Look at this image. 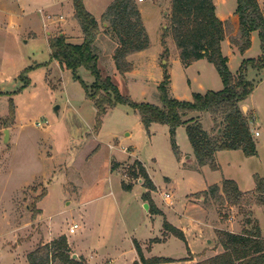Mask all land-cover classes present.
I'll return each instance as SVG.
<instances>
[{
	"label": "rangeland",
	"instance_id": "rangeland-1",
	"mask_svg": "<svg viewBox=\"0 0 264 264\" xmlns=\"http://www.w3.org/2000/svg\"><path fill=\"white\" fill-rule=\"evenodd\" d=\"M56 1L0 0V264H29L32 251L62 235L73 254L98 248L101 255L92 259L94 264H105L114 254L119 259L112 264L131 258L136 254V238L151 245L171 236L157 243L151 254L178 258L189 255L188 242L192 243L196 264L224 251V231L243 233L258 225L264 237V207L255 204V196L249 194L236 204L222 191L217 195L203 192L215 183L223 185L226 179H234L241 190L249 191L256 187L255 175L264 176V71H249L248 78L257 86L247 99L249 108L242 104L256 144L255 155L242 149L219 150L214 169L199 162L185 126H180L176 135L184 155H177L170 126L156 123L147 130L140 113L127 103L109 109L97 131L95 102L72 71L63 70L51 56L50 37L65 32L73 42L84 38L74 0ZM112 1L84 2L101 20L97 52L102 76L111 77L123 95L136 102L162 105L159 85L166 70L171 77L170 95L180 100H193L196 92L224 88L215 64L207 58L184 64L168 31L171 11L158 23L147 11L151 0H137L146 12L151 47L132 62L129 55L134 68L121 73L113 56L119 41L102 22ZM152 1L172 9L169 0ZM234 5L236 8V0ZM218 11L221 15L231 12V3L219 4ZM237 34L230 25L229 38ZM255 35L247 55L234 51L227 41L223 53L230 58L232 72H237L241 61L262 54L259 32ZM79 74L87 85L94 83L90 70L81 67ZM12 100L15 115L10 113ZM191 116L200 118L210 135H219L218 129H224L222 113L193 112ZM7 129L9 139L5 141ZM136 156L151 173L158 187L155 200L165 214L151 215L142 203L147 190L143 178L130 175L139 160ZM123 182L137 187L129 193ZM165 193L171 194L169 201ZM166 220L183 228L189 241L167 233ZM74 224L79 228L71 234ZM55 264L61 263L57 259Z\"/></svg>",
	"mask_w": 264,
	"mask_h": 264
},
{
	"label": "trees",
	"instance_id": "trees-1",
	"mask_svg": "<svg viewBox=\"0 0 264 264\" xmlns=\"http://www.w3.org/2000/svg\"><path fill=\"white\" fill-rule=\"evenodd\" d=\"M237 2L235 15L239 17L238 34L229 38L231 21L223 20L218 16L214 0H172L168 31H171L177 42L184 64L189 66L199 59L207 58L215 64L224 83V88L219 91L194 93L193 100H180L170 95L171 77L168 70L165 71L164 80L159 85L162 105L133 101L121 93L111 77L104 78L99 68L100 56L97 52L101 22L87 9L84 0H74L75 16L84 33L83 41L72 43L68 41L66 34L60 32L49 38L51 56L64 69L72 71L74 78L80 80L85 87L87 97L95 102L98 110L97 131L102 128L103 118L109 109L119 103H127L140 113L147 130L153 123L170 126L172 144L177 155L181 154L176 140L177 129L180 126H186L199 162L209 163L216 169L218 165L215 162V155L219 150L242 149L247 155L257 154L256 144L242 104L257 86L254 80L248 78L249 69L264 71V11L259 0H237ZM102 22L109 23V27L119 41L114 54L118 70L124 74L131 71L134 65L128 60V56L151 47L150 35L137 0H113L102 15ZM105 29L108 30V28ZM254 31L259 32L262 54L257 58L243 60L237 73L232 72L228 64L229 58L223 53L222 42L228 37L241 52H244L252 45L251 37ZM81 67L90 70L94 75L95 81L91 86L81 78L79 74ZM15 106L12 100L10 103L12 115H15ZM207 111L224 115L221 122L225 125L224 129H218L219 135H210L200 118L189 117L193 112ZM130 175L137 179L143 178V186L147 190L142 197L149 204L150 213L163 214L152 198V190H155L156 186L141 161H135L130 169ZM255 180L256 187L249 191L241 190L234 179H226L223 185L215 183L203 192L217 195L222 191L233 197L236 204L242 203L245 196L252 194L255 196V204L264 207V176L256 174ZM123 188L132 190L133 186L123 182ZM164 226L167 233L175 234L186 241L182 229L167 220ZM221 243L224 247L222 253L196 264H264V237L258 225L253 230L246 229L243 233L224 231ZM135 246L141 261H136L134 264L172 261L164 257L146 259L137 240H135ZM57 259L61 264H88L81 256L73 257L65 235L49 243L41 244L28 256L29 264H55Z\"/></svg>",
	"mask_w": 264,
	"mask_h": 264
},
{
	"label": "crops",
	"instance_id": "crops-1",
	"mask_svg": "<svg viewBox=\"0 0 264 264\" xmlns=\"http://www.w3.org/2000/svg\"><path fill=\"white\" fill-rule=\"evenodd\" d=\"M85 1V0H84ZM143 1H145V0H139V2H143ZM226 2L227 4H229V3H231V12H229V13H227V14H225V15H221L220 14V12L218 11V9H219V4H223V2ZM237 1V0H236ZM57 2V4H59L60 3V0H58V1H56ZM138 2V5H139V8H140V11H141V15H142V18H143V21H144V24H145V26H146V29H147V31H149V27H148V25H147V22H146V15H145V9L144 8H142L141 6H140V3ZM151 2H152V4H151V6L149 7L150 9H147V11H149V13H151V14H153V15H155L156 16V19H157V22L158 23H160V24H162L163 22V19H164V17H165V15L167 14V12L168 11H171V9H163V8H161V6H160V4L159 3H157V2H155V1H152L151 0ZM214 2H215V4H217L216 6H217V12H218V16L221 18V19H223V20H230L231 21V26L235 29V32H237L238 31V28H239V17L237 16V15H235V11H236V9H237V6H236V8H235V5H234V2H235V0H214ZM169 3H170V5H171V3H172V0H169ZM259 3H260V6H261V8L263 9V11H264V0H259ZM111 4V3H110ZM109 4V5H110ZM108 5V6H109ZM237 5H238V2H237ZM107 6V7H108ZM107 9V8H106ZM75 10V9H74ZM153 10V11H152ZM106 11V10H105ZM104 13V12H103ZM103 15V14H102ZM97 18V17H96ZM98 19V18H97ZM99 20V19H98ZM15 20H12V25H14L15 24V22H14ZM99 21H101V20H99ZM109 23H104V26H105V28L107 27V26H109L108 25ZM45 26L47 27L48 25H47V23L45 22ZM102 29V28H101ZM150 32V31H149ZM148 32V33H149ZM258 31H254L253 33H252V43H254V40H255V34L257 33ZM62 34L64 33V34H66L65 32H61ZM66 36H67V38H68V41H70V42H72V43H81V42H73L72 40H70V38L68 37V35L66 34ZM100 36H101V34L99 35V37H98V40H97V42H99V40H100ZM83 37V36H82ZM84 39V38H83ZM227 41L229 42V44L231 45V47L234 49V51H236V52H240L242 55H247V53L250 51V49L251 48H249V49H247V50H245L244 52H241L240 50H239V48L235 45V44H233L232 42H231V40L227 37L223 42H222V49H224V52H225V45L227 44ZM252 46V45H251ZM148 49H150V47L148 48ZM145 50H147V49H145ZM145 50H142V51H139V52H136V53H134V54H132L130 57H129V60L132 62V58H134L135 56H137V55H139V54H141L143 51H145ZM226 53V52H225ZM114 54H115V49H114V51H113V56H114ZM227 57H229V56H227ZM259 57V56H258ZM253 58H257V57H253ZM230 59V58H229ZM245 59V58H244ZM201 59H199V60H197V61H200ZM197 61H195V62H193V64L194 63H196ZM242 62L243 61H241V64H242ZM37 65V64H36ZM241 66V65H240ZM251 69H253V68H250L249 69V71L251 70ZM63 70H70V69H63ZM239 70V69H238ZM237 70V71H238ZM253 70H255V69H253ZM130 72V71H129ZM129 72H126V73H129ZM237 73V72H236ZM245 103L247 104V107L249 108V105H248V103H247V100L245 101ZM153 124H156V123H153ZM151 127H152V125H151ZM150 127V128H151ZM186 127V126H185ZM180 129V127H178V129L177 130H179ZM178 132V131H177ZM128 135H131V133H128ZM260 135V134H259ZM258 135V136H259ZM181 150V149H180ZM181 156H183L184 155V152H182L181 154H180ZM137 157V156H136ZM137 159H139L138 157H137ZM140 160V159H139ZM141 161V160H140ZM142 163H143V165L145 166V162H143V161H141ZM146 167V166H145ZM146 170H147V172H148V174H149V176H150V178L152 179V181L154 180L153 179V177H152V175H151V173H149V171H148V169L146 168ZM154 182V181H153ZM154 184H155V182H154ZM155 186H156V189H158V187H157V185L155 184ZM136 187L137 186H135V185H133V188H132V190H126L127 192H129V193H132L135 189H136ZM144 187V186H143ZM145 188V187H144ZM240 188V187H239ZM125 190V189H124ZM251 190H253V189H251ZM157 191V190H156ZM156 191L155 190H152V198L155 200V195H156ZM248 191V190H247ZM165 196H166V193H165ZM168 201L170 200V198H167V197H165ZM156 201V200H155ZM157 202V201H156ZM142 203H144V204H148L144 199H142ZM157 204H158V202H157ZM158 206H159V208L161 209V211L164 213V210L160 207V205L158 204ZM148 208H149V206H148ZM165 214V213H164ZM151 215H156V214H151ZM177 227V226H176ZM179 228V227H178ZM180 229H182L183 231H184V233H185V236H186V240L187 241H189V238L187 237V234H186V231L183 229V228H181L180 227ZM70 231V230H69ZM71 233V232H70ZM70 233H67L68 235L70 234ZM76 233V232H75ZM72 234V233H71ZM171 236H166V237H163V238H160L161 240L159 241V242H165V241H167L168 240V238H170ZM135 240H137L139 243H140V245H141V247H142V250H143V255H144V257L146 258V259H151V258H155V257H164V258H170V259H172V261H170V262H163V263H152V264H193V263H195L197 260H198V256H197V254H196V250H195V247L193 246V244L192 243H189L188 242V251H189V255H187V256H183V257H181V258H178V257H174V256H165V255H152L151 253L153 252V249H154V247H155V245L157 244V243H159V242H157L156 244L155 243H152L151 245H148V241H147V244L145 243V244H143L139 239H134V248H135V251H136V254L135 253H132V256H131V258L129 257V259H125V261H123L121 264H134V262H136V261H141V258H140V255H139V253H138V251H137V249H136V246H135ZM151 241V240H150ZM80 248H81V246H80ZM91 250H90V253H86V252H81V254H77V258H79L80 256L81 257H83L85 260H86V262L88 263V264H94V262L92 261V259L93 258H96V257H99V255H101L100 254V251L98 250V248H90ZM74 255V254H73ZM206 255V254H205ZM204 255V256H205ZM207 256V255H206ZM118 259H119V256L118 255H116V254H114L112 257H110L109 258V262H105V264H112L113 262L115 263V262H118Z\"/></svg>",
	"mask_w": 264,
	"mask_h": 264
},
{
	"label": "built area",
	"instance_id": "built-area-1",
	"mask_svg": "<svg viewBox=\"0 0 264 264\" xmlns=\"http://www.w3.org/2000/svg\"><path fill=\"white\" fill-rule=\"evenodd\" d=\"M39 11L43 13V10H42V9H40ZM47 16H48L49 18H52V15H51V14H48ZM255 134H256V135H259L260 132H259V131H256ZM124 150L129 151V148L125 147ZM166 197H167V198H170V197H171V194H170V193H166ZM77 228H79V225H78V224H74V225H72V226L70 227V232H71V233H75V232L77 231Z\"/></svg>",
	"mask_w": 264,
	"mask_h": 264
},
{
	"label": "water",
	"instance_id": "water-1",
	"mask_svg": "<svg viewBox=\"0 0 264 264\" xmlns=\"http://www.w3.org/2000/svg\"><path fill=\"white\" fill-rule=\"evenodd\" d=\"M8 139H9V130L7 129L6 130V135H5V141H8ZM146 206L148 207L149 204H146ZM73 257L77 258V254H74Z\"/></svg>",
	"mask_w": 264,
	"mask_h": 264
}]
</instances>
